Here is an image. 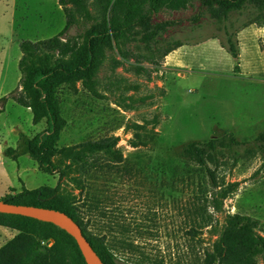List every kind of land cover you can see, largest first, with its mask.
Instances as JSON below:
<instances>
[{"label": "rangeland", "instance_id": "rangeland-1", "mask_svg": "<svg viewBox=\"0 0 264 264\" xmlns=\"http://www.w3.org/2000/svg\"><path fill=\"white\" fill-rule=\"evenodd\" d=\"M250 18L247 9L220 23L197 0L186 10H162L153 23L168 22L164 40L185 43L161 66L137 63L135 56L147 51L132 44L125 47L131 53L128 61L113 69L109 60L100 68L104 98L91 95L80 82L57 90L67 121L52 157L67 172L59 195L76 196L80 205L85 196L81 178L101 189L104 213L97 223L91 220L90 229L131 264H205L228 213L260 220L264 236V48L255 31L245 32L238 39L243 56L237 62L227 52L225 33L227 28L240 37ZM65 23L58 0H0V98L19 87L20 42L53 37ZM139 65L146 70H138ZM32 119V112L13 99L0 113V147L16 149L17 134L21 152L12 160L0 151V161L5 159L0 162V200L11 187L32 190L58 183L59 176L41 171L26 151V140L48 127L45 120L35 125ZM229 135L239 145L220 147L217 176L220 183L238 188L223 213H215L198 200L210 196L205 171L188 166L181 152L189 142L214 137L227 142ZM111 136L119 137L115 148L123 161L109 175L85 174L71 162L79 145ZM192 228L197 233L189 234ZM14 235L0 226V248ZM257 264H264V254L257 256Z\"/></svg>", "mask_w": 264, "mask_h": 264}, {"label": "trees", "instance_id": "trees-1", "mask_svg": "<svg viewBox=\"0 0 264 264\" xmlns=\"http://www.w3.org/2000/svg\"><path fill=\"white\" fill-rule=\"evenodd\" d=\"M194 1L58 0L66 19L64 29L50 38L20 42L22 56L19 60V87L0 98V113L7 101L13 99L22 107L31 109L35 125L44 120L47 122L48 127L44 131L26 140V151L41 171L59 176L55 187L42 186L32 190L24 187L21 192L8 194L1 200L66 213L82 228L84 236L105 264L131 263L115 253L105 236L90 229L91 220L97 223L104 213L106 199L101 189L81 178L78 184L85 196L80 205L76 203V196L66 199L59 195L67 172L53 162L52 157L58 151L56 145L67 121L62 113L57 90L62 84L80 82L88 93L104 98L97 80L100 68L109 60L113 69L128 61L131 53L125 47L132 44L143 46L147 51L135 56L137 63L147 60L154 66H161L166 57L185 42L165 41L163 33L168 22L153 23L154 17L162 10H186ZM197 1L205 5L220 23L227 22L234 13L240 14L248 9L251 18L242 25L241 30L249 25L264 29V0ZM75 27L80 30L71 36L69 32ZM225 33L227 52L239 62L240 49L236 32L231 33L225 28ZM260 42L264 44V38ZM137 69L146 70L140 65ZM236 70L240 71L239 66H236ZM118 141L119 137L116 136L89 140L72 153L71 162L79 165L85 174L92 172L95 177L100 174L109 175L123 161L122 153L115 148ZM237 145L239 142L229 135L227 142L214 137L203 142H189L182 148L181 155L188 160L187 165L194 164L205 171L210 196H202L198 200L202 201L201 206L212 208L215 213H223L225 201L238 188L237 183L218 181L219 154H222L219 149ZM5 154L17 160L16 149L9 147ZM105 167L109 168L106 173L103 170ZM11 191L15 190L12 188ZM0 226L17 231L0 248V264H88L77 241L52 223L0 213ZM259 228L260 220L250 215L226 214L219 238L213 249L206 251L205 264H257V256L264 254V236ZM195 233L196 228L189 231V234ZM43 241L53 243L48 246L42 244Z\"/></svg>", "mask_w": 264, "mask_h": 264}, {"label": "water", "instance_id": "water-1", "mask_svg": "<svg viewBox=\"0 0 264 264\" xmlns=\"http://www.w3.org/2000/svg\"><path fill=\"white\" fill-rule=\"evenodd\" d=\"M0 213L21 215L42 222L52 223L65 230L77 241L88 264H105L84 236L82 228L62 211L29 205L11 204L0 200Z\"/></svg>", "mask_w": 264, "mask_h": 264}, {"label": "crops", "instance_id": "crops-1", "mask_svg": "<svg viewBox=\"0 0 264 264\" xmlns=\"http://www.w3.org/2000/svg\"><path fill=\"white\" fill-rule=\"evenodd\" d=\"M60 7V6H59ZM61 8V7H60ZM62 9V8H61ZM256 25H249L247 28H245V29H243V30H241L240 32V37H238V39L239 38H241V36L245 33V32H248L249 30H253V31H255V38H256V40H262L263 38H264V29L263 28H260V27H257ZM181 48V47H180ZM258 48V47H257ZM262 48H264V44H262ZM177 51V50H176ZM175 52V51H174ZM173 53V52H172ZM21 56L22 55H20V56H18V60H20V58H21ZM242 56H243V52H240V57H241V59H242ZM168 57V56H167ZM27 110H29V111H31V109L30 108H27ZM32 112V111H31ZM1 129H2V127L0 126V138H1V136H2V134H1ZM15 138V140H14V143H12L15 147H16V150H17V158H19L20 157V155H19V153H21V152H19V150H18V141H19V139H18V135L16 134V136L14 137ZM7 148H9V146H7V145H5V146H3V147H0V151H4V154H5V150L7 149ZM29 155V154H28ZM2 161H0V162H5V159H1ZM13 160V159H12ZM37 165V164H36ZM38 166V165H37ZM3 171H5V170H3ZM26 188V186H23V185H21V186H19V187H11L10 188V192L9 193H5V195L4 196H6V195H8V194H17V193H19V192H21L22 190H23V188ZM14 189L15 191L14 192H12L11 191V189ZM6 228V227H5ZM8 229V228H7ZM10 230H12V229H10ZM12 231H14L15 232V235L17 234V231H15V230H12ZM14 235V236H15ZM13 236V237H14Z\"/></svg>", "mask_w": 264, "mask_h": 264}, {"label": "built area", "instance_id": "built-area-1", "mask_svg": "<svg viewBox=\"0 0 264 264\" xmlns=\"http://www.w3.org/2000/svg\"><path fill=\"white\" fill-rule=\"evenodd\" d=\"M52 243H53L52 241H50L49 243H48V242H46V241H43V242H42V244H44V245H48V246H51V245H52Z\"/></svg>", "mask_w": 264, "mask_h": 264}]
</instances>
